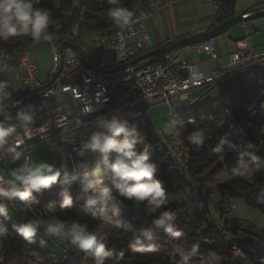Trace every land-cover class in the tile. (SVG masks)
<instances>
[{
    "label": "trees",
    "instance_id": "1",
    "mask_svg": "<svg viewBox=\"0 0 264 264\" xmlns=\"http://www.w3.org/2000/svg\"><path fill=\"white\" fill-rule=\"evenodd\" d=\"M147 1L120 0V5L133 11ZM235 1H213L216 23L235 14ZM37 6L49 11L52 20L49 31L54 33L53 38H60L75 28L78 39H87L94 35L113 33L118 27L109 15L113 5H110L108 0H40ZM26 42L33 43L29 36H22L8 42H0V48ZM255 75L249 78L239 76L238 80L228 87L223 100L215 99L205 106L196 102L173 115L182 122L179 125V138L185 150V168L191 177L198 178L200 175L213 177L223 173L231 175L230 168L240 152L247 149L256 151L260 156L264 152L263 103L259 102L264 97V70ZM33 97L35 96L30 95L20 101L24 103ZM201 130L204 145L197 150L189 142L188 136L193 132L200 133ZM139 136L142 142L137 147L150 145L151 158L161 166L157 178L163 182L167 190L168 204L166 208L162 207L156 213L149 214L143 203L125 200L113 192L116 205L121 210L120 216L116 217L123 223V227L113 228L107 235L106 243L112 255L106 260V264H183L174 249L178 245L194 242L199 244V252L189 264H204L210 257L217 259L219 264H261L264 259V226L257 228L254 223L236 217L223 220L225 210L221 203L242 198L247 205L264 212V205L255 203V194L264 188V176L257 177L254 173L249 176L250 179H245L231 175L227 182L217 184L214 192L221 200L214 206L220 212V216L219 220L213 223L199 212H191L187 198L181 195L183 191L180 184L193 189L200 187H192L188 180L178 173L175 160L165 144L148 131L140 132ZM221 137H226L238 147L232 149L225 145L222 150L218 149ZM249 145L252 147L248 148ZM63 188H67L73 197V206L68 209L59 208V193ZM34 196L35 199L32 201L16 203L14 211L21 222L30 220L34 213H39L42 218L55 215L66 222L72 219L81 221L78 209L85 207V201L78 181L55 185L34 193ZM201 198L202 195H199L197 200ZM50 203L56 207L55 212H50L46 208ZM165 210H171L176 214L177 224L185 232L178 240L172 239L162 228H157L153 224ZM106 214L112 215V206H109L105 216ZM134 216L139 219L133 220ZM189 219L198 223L192 224ZM5 222L9 231L5 237L0 238L3 264H93V261L83 253L69 250L63 241L54 242L52 246L28 243L16 233L14 228L16 224L11 218ZM203 222L208 223L209 233L202 231ZM197 224L199 227H196ZM146 228H153L156 235L152 241L145 243H155L158 251L143 253L131 251L130 243L140 235L142 229Z\"/></svg>",
    "mask_w": 264,
    "mask_h": 264
},
{
    "label": "clouds",
    "instance_id": "2",
    "mask_svg": "<svg viewBox=\"0 0 264 264\" xmlns=\"http://www.w3.org/2000/svg\"><path fill=\"white\" fill-rule=\"evenodd\" d=\"M108 2L113 5L109 10L112 22L118 27L127 26L133 12L121 6L120 0ZM39 4L40 0H0V42H8L22 36H29L34 44L52 41L54 33L49 31L52 24L50 13L47 9L37 6ZM12 108L16 109L14 114L9 111ZM92 111L91 107H86L81 115L86 116ZM35 116L34 103L22 104L21 101L14 99L13 92L8 90L7 85L0 82V150L9 155L13 163L23 159V163L11 171V178L6 180L0 178V238L5 237L9 231L5 222L10 218L9 204L15 206L17 202L34 200V193L50 189L59 183L62 177L64 182L68 183L64 179L70 175L67 163L62 162L57 166L44 160H33L19 146L23 143L20 139L22 134L20 129L23 130V135H28ZM136 116V113L123 114L116 110L110 117H96L95 130L80 141L78 149H74L77 157L91 156V161H76L73 171L82 173L80 179L85 207L92 210V215L98 212L103 216L109 206H112V215L120 216L121 210L116 205L113 192L125 200L143 203L149 214L156 213L162 207L166 208L168 204L167 190L163 182L157 178L161 166L151 158L150 145L137 147L142 139L138 132L141 125ZM77 123L82 126L85 121L79 120ZM181 123L173 117L165 127V132L179 136ZM188 140L199 150L204 145L202 130L200 133H191ZM225 145L232 149L238 147L226 137H221L217 148L222 150ZM66 158H71V154H64L61 157L62 160ZM262 159L264 158L256 151L246 149L238 154L230 173L234 177H244L259 172ZM75 179L76 177H73V180ZM59 196V208L68 209L73 206V197L67 188H63ZM255 203L264 205V188L255 194ZM46 208L50 212L56 210L52 203ZM137 219L139 217H133V220ZM153 224L157 228H162L172 239L178 240L185 235L184 230L177 224L176 214L171 210L161 212ZM117 227H123V223L118 221ZM14 228L28 243H35L38 234L56 243L68 240L77 253H83L93 261V264H106V260L112 255L106 243L107 234L91 230L86 221L72 219L66 222L53 215L43 221L38 219L23 221ZM155 235L153 228L142 229L140 235L130 243V250L137 253L158 251L155 243H145L152 241ZM44 242L42 240L41 244ZM174 252L181 258L183 264H189L199 252V244L194 242L178 245ZM3 259L4 257L0 255V264H3Z\"/></svg>",
    "mask_w": 264,
    "mask_h": 264
},
{
    "label": "built area",
    "instance_id": "3",
    "mask_svg": "<svg viewBox=\"0 0 264 264\" xmlns=\"http://www.w3.org/2000/svg\"><path fill=\"white\" fill-rule=\"evenodd\" d=\"M157 7L154 0L137 6L132 11L130 23L125 27H117L113 33L78 39L76 29L73 28L62 37L53 38L50 41L53 64L45 82L40 81L36 75L31 44L17 43L0 48V73L9 71L14 75L19 82L18 94L29 92L24 97L35 96L22 103H34L36 107L35 120L30 126L29 134L23 135V130L20 129L23 143L19 146L26 155L29 156L30 150L26 144L28 140L36 139L37 142L32 147L60 142L66 154H71V158H67L70 175L64 178L65 181H81L82 173L73 171L75 163L78 160L91 161V156L77 157L74 149H78L80 141L95 130L96 117H110L116 110L123 114L132 112L137 114L136 119L141 125L138 130L157 136L175 160L178 173L192 187H200L198 178L191 177L186 171L185 150L179 136L165 132L166 126L155 127L149 117L150 107L155 103H162L173 114L174 101L183 102V108L192 106L199 100V97L194 96L195 89L207 92L228 74L236 73L240 77L249 78L263 71L264 52L250 53L248 39L242 37L237 40L235 50L229 54L228 64L209 74L202 73L195 63L185 62L174 52L128 65L116 72L105 73V70L115 68L153 49L145 20ZM61 42L74 44L84 56L88 45L94 43L100 49L98 63L92 64L86 56L85 58L95 69L83 65L78 53L70 46L65 45L60 51ZM195 49L214 57L211 42L198 44ZM61 95L68 96L70 107L64 106L60 100ZM53 98L57 100L56 104H53ZM86 107H91L93 111L82 116L81 113ZM15 111V108L10 110L12 114ZM79 120L85 121V124L78 125ZM9 160V155L0 153V169ZM73 177L76 179L73 180ZM0 178L7 179L1 173ZM62 183H65L63 177L55 185ZM11 206L14 209L16 204Z\"/></svg>",
    "mask_w": 264,
    "mask_h": 264
},
{
    "label": "rangeland",
    "instance_id": "4",
    "mask_svg": "<svg viewBox=\"0 0 264 264\" xmlns=\"http://www.w3.org/2000/svg\"><path fill=\"white\" fill-rule=\"evenodd\" d=\"M262 0H236L235 1V6L234 10L239 14L243 10L249 8V7H263V4H258ZM211 0H181L180 3H178V6L182 10L191 11L196 9L200 4H202L201 11H202V16H206V14L209 13L210 10H213L212 2ZM257 4V5H256ZM256 5V6H255ZM173 8V7H172ZM264 9V8H263ZM259 9V10H263ZM180 11V12H181ZM254 12V11H253ZM197 11L195 12H188L185 14V17H192L196 16ZM184 17V16H183ZM148 18V17H147ZM147 21V20H145ZM248 26L251 25L252 20L246 21ZM166 28L168 29V24H166ZM159 30H162V27H159ZM168 31V30H167ZM233 32H243V29L241 28L240 24L234 25L231 27L227 32H225L222 35H219L217 37H228L229 33ZM255 28L252 27L251 35L250 38H252L253 42H256L257 49L262 52H264V49H260L262 47V44L264 45V28L263 31L254 33ZM241 34V33H240ZM243 34H246L245 31ZM255 35V36H254ZM215 37V38H217ZM228 43V42H227ZM260 44V45H259ZM259 45V46H258ZM31 53L34 58V62L37 66V71L36 75L38 79L42 82H45L49 76V73L52 68V48H51V43L46 42V41H41L39 44H31L30 47ZM257 50V52H258ZM86 54L91 58V61L94 64H97L99 59H100V49L94 44L90 43L89 47L87 49ZM9 74V73H8ZM236 77L235 73L228 74L221 82L226 83L228 77ZM257 77V75H255ZM0 82H3L7 85L8 90L12 91L14 93V90L16 91L18 89V83L16 79L12 76V74H2L0 75ZM220 82V83H221ZM219 83V84H220ZM218 85V84H217ZM215 87V86H214ZM228 88V87H227ZM226 88V90H227ZM221 89V86L219 88H216V90ZM226 93L224 96L220 97V100L225 99ZM61 102L64 104L66 108L70 107V101L68 100L67 95H61L60 96ZM53 104L57 103L56 99H52ZM260 103H263V116H264V97L262 101H259ZM208 102L203 101L202 106L207 105ZM173 108H174V113L171 114L169 113L168 109L163 105L162 103H155L150 107L149 111V117L151 122L154 124L155 127L161 128L168 126L170 121L173 119V115L176 113V109L180 105V101H174L172 103ZM183 105V102H181V105ZM191 124V123H189ZM138 132H142L139 131ZM30 143V142H28ZM26 142V144L28 145ZM2 150H0V153ZM65 154V149L64 146L60 142H51V143H45L39 146H36V148L29 150V156H31L32 159L36 160H44L49 163L56 164L59 166L61 162V157L62 155ZM261 157L264 158V152L261 154ZM10 165H13L10 168V171H12L14 168L18 167L21 164V161L13 163L10 160ZM8 165V164H7ZM15 165V166H14ZM257 177L264 176V159H262L261 162V168L259 172H256ZM231 175L227 173H223L217 176H206V175H200L198 177V180L201 182L200 188L199 189H193L188 186H185L183 184H180L183 193L181 192V195L186 197L188 206L191 207V212L197 211L199 212L202 216H205L207 220H212L213 223L219 220L220 212L216 209L214 206L217 201H220L221 199L217 196V194L214 192V187L217 184H223L227 182V180L230 178ZM251 174H248L244 176L246 179H250ZM79 186L82 190V182L79 181ZM202 195V198L198 201V196ZM195 203V204H194ZM222 207L224 208L225 212H223V220L230 219L232 217H236L238 219H241L246 222L254 223L255 226L258 227H263L264 226V212H260L257 208L251 207L247 205L242 198H235L230 200L229 202L223 201L221 203ZM9 213H10V218L13 220V222L16 225L21 224L22 222L18 219V215L14 211L13 207L11 204L8 206ZM189 212V214L191 213ZM35 215L31 216V219H38L43 221L46 218H42L39 213H34ZM78 214L81 218V221H86L90 225L91 230H99L102 232H105L107 235L113 230V228H118L117 227V222L118 218L113 215H107L105 214L101 216L98 212L96 215H92V210L87 209L86 207L78 209ZM192 224L198 223L196 220L194 221L193 219H189ZM209 222V221H208ZM203 229L202 231L204 233H209L210 229L208 228V223L203 222ZM196 227H199L197 224ZM43 231V229H41ZM35 244H41L40 242L42 240L45 241V246H52L54 245V241L51 240H46L45 237L42 236V234H38L35 237ZM40 242H39V241ZM64 245L71 250L72 252H76L71 245L68 243V240H64ZM70 259V256H68ZM261 264H264V259L260 262ZM204 264H219L218 260L215 258H208L205 260Z\"/></svg>",
    "mask_w": 264,
    "mask_h": 264
},
{
    "label": "crops",
    "instance_id": "5",
    "mask_svg": "<svg viewBox=\"0 0 264 264\" xmlns=\"http://www.w3.org/2000/svg\"><path fill=\"white\" fill-rule=\"evenodd\" d=\"M154 1L157 3L158 7L149 14L148 18L146 19L147 21H145V26L148 31L150 41H151L153 48L164 46L181 37H185L188 35H193V34L205 31L212 24L215 23V7L213 5L214 0H211L213 10H210L209 13L206 14V16L204 17L202 16V11H201V8H203L201 7L202 4H200L196 9L186 12L185 10L181 11V8L178 6V3H180L181 0H154ZM263 8L264 6L261 8L253 7L251 8L250 11H259V9H263ZM195 11H197L196 16H192L188 18L185 17L186 13L195 12ZM235 14H237L236 11H235ZM166 24H168V27H169L168 29L166 28ZM240 25H241V28L243 29V32L245 31L246 34H243V32H233V33H229L228 37H217L212 40L214 57H212L209 53L205 51H197L195 49L196 45L180 49L174 53L180 56L187 63H195L199 67L202 73L209 74L214 71L221 70L224 66L228 64L229 54L235 50L237 40L241 39L242 37H247L250 53L254 54V53L262 52V51L259 52V50L257 49L256 42H253L252 38H250V35H251L250 33L252 31V27L255 28V32H254L255 34L263 31L264 16L256 17L252 19V23L250 26H248L246 22L241 23ZM160 26L162 27L161 31L159 30ZM260 49H264L263 44ZM85 56L89 60L90 63L94 64L91 61V58H89V56L86 53H85ZM111 58H112V53H111ZM32 59L34 62L33 55H32ZM8 73L12 74L9 71H5V72H1L0 75L2 74L9 75ZM12 76L14 77L13 74ZM238 78H239V75L237 74H236V77H232V76L228 77L226 83H223V82H221L220 84L218 83V85L211 88L207 92H203L202 89H195L194 96L199 97V100H198L199 104H202L203 101L209 103L212 100L219 99L220 97L224 96V94L226 93V88L231 86L233 83H235L238 80ZM17 83H18V89L16 91L14 90L13 96L19 92V82L17 81ZM220 86H221V89L216 90V88H219ZM180 105H181V102H180ZM180 105L176 109L175 114L179 113V111L183 108V105L182 106ZM172 113H174V108H173ZM36 142H37L36 139H31L27 141L28 143L27 146L30 147V150L36 148V147L31 146V145H35ZM65 154H66V151H65ZM33 160H36V159H33ZM9 162L10 160L6 162L4 166L0 169V173L7 179L11 178L10 168L13 166V165H10ZM61 162L67 163L68 168H69V163H68L67 158L64 160H61Z\"/></svg>",
    "mask_w": 264,
    "mask_h": 264
},
{
    "label": "water",
    "instance_id": "6",
    "mask_svg": "<svg viewBox=\"0 0 264 264\" xmlns=\"http://www.w3.org/2000/svg\"><path fill=\"white\" fill-rule=\"evenodd\" d=\"M258 4L264 5V0L260 1V3H258ZM250 10H251V7L243 10L239 14L238 13L234 14L232 17H230L226 20H223V21L218 22V23L215 22L205 31H202V32H199V33H196L193 35H188L185 37L178 38V39L172 41L171 43H168V44L161 46V47H155L152 50H150V51H148L142 55H139L135 58H132L131 60H129L126 63H123V64H121L115 68L105 70L104 72L105 73L116 72V71H119L128 65L136 64L140 61H144L147 59L159 57V56L166 54V53L176 52L180 49H183V48H186L189 46L198 45V44H201L204 42H211L212 43V40L215 37L224 34L234 25L244 23V22H246L248 20H252L256 17L264 16V9L259 10V11H254V12L250 11ZM65 45L70 46L75 53H78L80 61L83 65H85L91 69H95V67L87 61L85 56L78 51L77 47L74 44H72L70 42H61L59 45V50L61 51V49ZM28 93L29 92L20 93V94L16 95L14 97V99L19 100L20 98L26 96Z\"/></svg>",
    "mask_w": 264,
    "mask_h": 264
}]
</instances>
